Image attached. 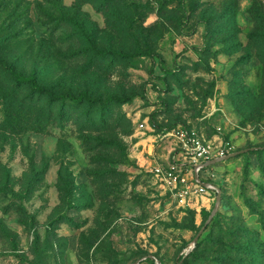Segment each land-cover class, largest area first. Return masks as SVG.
Masks as SVG:
<instances>
[{
    "label": "rangeland",
    "instance_id": "rangeland-1",
    "mask_svg": "<svg viewBox=\"0 0 264 264\" xmlns=\"http://www.w3.org/2000/svg\"><path fill=\"white\" fill-rule=\"evenodd\" d=\"M8 67L82 102L0 101V264H264V0H0Z\"/></svg>",
    "mask_w": 264,
    "mask_h": 264
},
{
    "label": "trees",
    "instance_id": "trees-1",
    "mask_svg": "<svg viewBox=\"0 0 264 264\" xmlns=\"http://www.w3.org/2000/svg\"><path fill=\"white\" fill-rule=\"evenodd\" d=\"M5 71L9 73L14 84L10 87V89H3V91H1L0 101H4L7 99L8 92L11 89L17 88L21 91L22 89L27 88L31 96V100H35L36 98L38 99L37 102L42 99H44L45 102L46 100H48V107L53 106L54 103H59L60 106L63 107V109L65 107H71L73 110H75L80 107V104L82 102L81 98L69 95L56 96L49 90H46L39 86L33 74L25 77L20 74H16L14 70L10 67L6 68Z\"/></svg>",
    "mask_w": 264,
    "mask_h": 264
},
{
    "label": "built area",
    "instance_id": "built-area-1",
    "mask_svg": "<svg viewBox=\"0 0 264 264\" xmlns=\"http://www.w3.org/2000/svg\"><path fill=\"white\" fill-rule=\"evenodd\" d=\"M173 133H175V135L180 139V140H184L185 144L187 145V152L190 155L191 158V167H194L193 169L190 170V179L193 181V183H195V185H197V187H200V185H202L200 178H199V170L202 167V162H204L207 158V155L209 154V148L202 145L201 141H199L198 139L194 138V137H189L187 136V133L184 131V129L181 126H178L175 130H172L170 135H173ZM183 142V141H182ZM156 173L159 174H163L164 172L160 169V168H156ZM179 172H181V170L178 171V173H172L173 175H171V173H166L169 180H172L175 184H177V181L180 183H187L188 180L185 179V175L183 174L182 176L179 175ZM200 191H203L202 188H200Z\"/></svg>",
    "mask_w": 264,
    "mask_h": 264
},
{
    "label": "water",
    "instance_id": "water-1",
    "mask_svg": "<svg viewBox=\"0 0 264 264\" xmlns=\"http://www.w3.org/2000/svg\"><path fill=\"white\" fill-rule=\"evenodd\" d=\"M203 166V165H202Z\"/></svg>",
    "mask_w": 264,
    "mask_h": 264
}]
</instances>
